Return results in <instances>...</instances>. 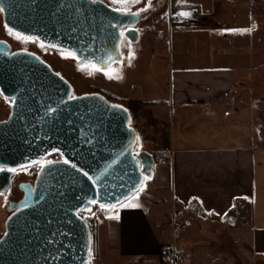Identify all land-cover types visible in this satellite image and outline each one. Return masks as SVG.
I'll list each match as a JSON object with an SVG mask.
<instances>
[{
  "label": "crops",
  "instance_id": "crops-1",
  "mask_svg": "<svg viewBox=\"0 0 264 264\" xmlns=\"http://www.w3.org/2000/svg\"><path fill=\"white\" fill-rule=\"evenodd\" d=\"M196 18L171 28L167 99L165 85L162 98L153 88L154 97L127 102L143 150L168 162H154L144 180L150 198L134 195L101 213L91 264H264V144L251 143L246 123L264 101L250 75V29ZM166 108L168 142L152 144L158 125L146 119L163 117L166 126ZM172 220L184 226L171 233Z\"/></svg>",
  "mask_w": 264,
  "mask_h": 264
},
{
  "label": "water",
  "instance_id": "water-1",
  "mask_svg": "<svg viewBox=\"0 0 264 264\" xmlns=\"http://www.w3.org/2000/svg\"><path fill=\"white\" fill-rule=\"evenodd\" d=\"M51 1L0 0L5 26L101 72L122 61L123 38L138 40V15L100 1ZM4 46L0 94L12 105L0 122V168H27L53 155L61 160L40 168L24 200L8 207L17 210L4 224L0 264H89L91 230L82 215L95 207L106 213L134 196L151 175L153 157L134 153L137 133L122 105L100 93L72 97L70 84L36 55L7 54ZM7 187L8 178L0 193ZM198 216L205 217L201 209Z\"/></svg>",
  "mask_w": 264,
  "mask_h": 264
},
{
  "label": "rangeland",
  "instance_id": "rangeland-1",
  "mask_svg": "<svg viewBox=\"0 0 264 264\" xmlns=\"http://www.w3.org/2000/svg\"><path fill=\"white\" fill-rule=\"evenodd\" d=\"M100 1H103L109 7L122 13H136L145 7L147 10L139 12L138 15L141 17L135 26V30L138 32V40L130 42L123 38L120 47L122 61L114 64L104 72L95 71L93 66H87L81 70L76 65L66 62L64 56L59 52L53 53V57L42 54L45 59L47 58L51 61L52 67H54L53 69L71 84L73 88L72 97L82 94L100 93L112 102L125 105L122 106L128 110L132 118L130 126L135 129V121L133 119L135 115L134 100L137 101L141 98L154 97L152 95L153 88L160 89L161 94L157 97L162 98L164 97L163 89L165 85L166 99L168 97L170 35L172 32L171 28H175V25H170L173 27L168 26L167 15L172 3L175 2L179 5L197 6L200 9V15L203 16V26L205 27L210 26L219 29L244 27L250 29V45L252 51L250 75L255 81V88L261 89L256 92L261 94V96L263 95L262 101H264L263 0H150V5L149 0H139V3H130V0H126L123 4L113 3L110 0ZM124 9L127 10L125 11ZM179 13L186 14L185 16L190 20L189 24L196 26V10L184 9L180 10ZM163 18H165V21H163ZM130 51L132 53L131 59H129ZM117 75L119 78H109L110 76L115 77ZM261 96L259 95L258 98ZM127 102L133 103L127 104ZM256 107H261V111H254L251 114V118L246 120L249 127V139L252 144H264V102L260 105L257 104ZM142 110L146 116L151 111V109L143 107ZM6 111V108L0 105V119H3L4 116L2 112L6 114ZM162 118L146 119V121H150L149 123L152 126L158 125L156 131L157 139L151 136L149 137L152 140L151 143H155V145H165L168 142V126H171V123L169 122L167 108L166 126L163 124ZM197 140L198 138L196 136L194 141L190 142L193 144ZM145 147L143 142L140 140L137 141L134 153L143 152ZM8 202L9 200L7 198L0 196V237L4 234L5 220L9 216V213L6 211ZM85 216L89 218L88 225L91 229L93 228L95 234V225L98 222L97 220L102 216L99 208L95 207L90 212L82 215V217ZM94 246L95 240L91 243V258L89 264L94 259Z\"/></svg>",
  "mask_w": 264,
  "mask_h": 264
},
{
  "label": "flooded vegetation",
  "instance_id": "flooded-vegetation-1",
  "mask_svg": "<svg viewBox=\"0 0 264 264\" xmlns=\"http://www.w3.org/2000/svg\"><path fill=\"white\" fill-rule=\"evenodd\" d=\"M44 1L48 2L49 0H44ZM93 1H100V0H93ZM100 2L103 3V1H100ZM0 8H2V7L0 6ZM169 11H171V10H169ZM11 32H12V34H9V29L4 24V10L0 11V44L2 43L3 45L8 46L7 54H12L14 52L21 51V50L28 51V52L36 55L39 59H41L43 62H45L47 65H49L50 68L54 72H56L58 75H60L57 71H55L53 69L54 67H52L51 61L47 58L45 59L42 56V54H46L47 56L51 55L53 57L54 56L53 53H56L58 51H54L52 49H49V48L45 47L44 45H42L41 43H39L35 40L28 39L27 41H25L22 39H18L15 35L17 33L13 32V31H11ZM123 32L124 31H122V33ZM21 37H23V36H21ZM6 46H4V47H6ZM59 53H62V52H59ZM64 53L66 54V52H64ZM64 60L70 64L72 63L75 65L74 59L64 58ZM90 66H93V65H90ZM64 79L68 82V80L66 78H64ZM70 86H71V84H70ZM71 88H72V86H71ZM71 96H72V93H71ZM73 97H75V96H73ZM0 105H2L7 110L6 114H5V112H2V113H4L3 119H0V122H2V121H5L10 115L12 100L4 98L0 94ZM59 160H61V158L59 156L53 155V156L47 157L44 161H42L36 165H33L31 167H27V168H22V169L0 168V186L5 182L6 178H8L7 190L4 193H0V196L5 197L9 200V202L7 203V206H6V211L9 213V216L13 212H15L17 209H13V210L9 211L8 207L15 206L18 203H20L21 201H23L24 198L30 192V190L34 187V183H35L37 174L41 168V165L45 164V162H48V161L54 162V161H59Z\"/></svg>",
  "mask_w": 264,
  "mask_h": 264
},
{
  "label": "built area",
  "instance_id": "built-area-1",
  "mask_svg": "<svg viewBox=\"0 0 264 264\" xmlns=\"http://www.w3.org/2000/svg\"><path fill=\"white\" fill-rule=\"evenodd\" d=\"M167 21L169 25H179V26H183V25H188L190 23V20L187 16L182 15L179 12L176 13H169L167 15ZM168 162V160L160 159V164L161 165H166V163ZM184 226V223L182 221L179 220H172L171 222V233H174L175 230L181 228ZM162 255L164 257H166L170 262H175L177 260V254L174 252L173 249L170 248H165L163 250Z\"/></svg>",
  "mask_w": 264,
  "mask_h": 264
},
{
  "label": "snow or ice",
  "instance_id": "snow-or-ice-1",
  "mask_svg": "<svg viewBox=\"0 0 264 264\" xmlns=\"http://www.w3.org/2000/svg\"><path fill=\"white\" fill-rule=\"evenodd\" d=\"M126 2V0H113V3H118V4H123V3H125ZM130 3H139V0H130ZM149 5H150V0H149ZM4 9L3 8H0V11H3ZM119 10V9H118ZM125 11L127 10V9H124ZM147 10V8L145 7V8H141L140 10H138V12H136V13H130L131 15H139V12H141V11H146ZM182 15H186V14H184V13H182ZM250 31V30H249ZM9 34H12V32H11V29H9ZM16 35V37L18 38V39H22V40H25V41H27L29 38H27V37H21L19 34H15ZM63 56H64V58H71V59H78L77 58V56L73 53V52H71V51H67L66 52V54L64 53V52H62L61 53ZM131 57H132V53H131V51L129 52V59H131ZM93 68H94V70L95 71H100L101 70V68H95V66H93ZM81 70H83V68H81ZM91 74V73H90ZM106 75H107V73H105ZM109 78H119V76L117 75V76H115V77H112V76H110ZM48 163H51V161H48V162H45V164H42L41 165V171H43L44 170V167H46V164H48ZM64 163H68V161L67 160H65L64 161ZM73 167H75V165H73ZM86 175V174H85ZM145 179H148V177H145ZM141 191L143 190L142 188L140 189ZM92 203H95V201H92ZM104 206L103 205H101V208H103Z\"/></svg>",
  "mask_w": 264,
  "mask_h": 264
},
{
  "label": "trees",
  "instance_id": "trees-1",
  "mask_svg": "<svg viewBox=\"0 0 264 264\" xmlns=\"http://www.w3.org/2000/svg\"><path fill=\"white\" fill-rule=\"evenodd\" d=\"M184 9L185 10H196L197 17L200 16V12H199L198 7L197 6H194V5H179V4H177V3L174 2V3H172L171 8H170V10H171L172 13H176V12H179L180 10H184ZM163 155L164 154L162 152L153 153L152 154V157H153L154 162L158 161L161 157H163ZM135 195H140V196H142L144 198H150L151 197V196H149L147 194L142 193L141 190H139ZM99 212H100V210H99ZM91 233H92L91 234V238H92V243H93L94 240H95V234H94L93 228L91 229ZM165 248H166V246H162L161 247L162 253H163V250Z\"/></svg>",
  "mask_w": 264,
  "mask_h": 264
},
{
  "label": "bare ground",
  "instance_id": "bare-ground-1",
  "mask_svg": "<svg viewBox=\"0 0 264 264\" xmlns=\"http://www.w3.org/2000/svg\"><path fill=\"white\" fill-rule=\"evenodd\" d=\"M168 12L171 13V11H168ZM169 13H168V14H169ZM90 229H91V228H90Z\"/></svg>",
  "mask_w": 264,
  "mask_h": 264
}]
</instances>
